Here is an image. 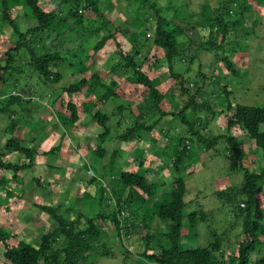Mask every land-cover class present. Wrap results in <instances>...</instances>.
<instances>
[{
  "label": "trees",
  "instance_id": "1",
  "mask_svg": "<svg viewBox=\"0 0 264 264\" xmlns=\"http://www.w3.org/2000/svg\"><path fill=\"white\" fill-rule=\"evenodd\" d=\"M40 1L1 0L0 4L1 22L10 26L21 38H24L28 32L22 31L17 20V13L20 9H22V16L33 20L35 24L29 30L31 40L13 42V46L4 51L5 62L0 60V87L12 85L15 89L17 88V91L10 92L7 96L0 95V118L6 117L7 119V124L3 129L13 136L8 140L6 149L18 155L23 154L28 158L27 162L20 160L7 162L0 158V264H96L97 259L94 257L97 253L100 257H110L116 254L113 246L115 241L123 247L125 253H123V260H125L133 255L126 246L124 247L122 233L138 234L139 230L144 231L140 239L145 243V250L138 257L141 264H226L223 257L229 249L227 246L232 241H235L234 251L228 252L233 255L230 263L227 264H264V215L262 216L260 212L261 195L264 194V129L262 128L264 106L235 103L232 100L229 83L223 84L222 89L216 86L207 90L204 89V84L200 85L196 81L194 93L188 85L182 88L187 94V100L180 104L178 111L165 109L162 102L166 94L159 91L149 75L142 70V65L149 59V54H145L140 62L138 56L141 55L142 58V49L138 48L133 55L130 51L124 50L123 39L120 35L127 39L129 37L128 28L114 24L116 18L108 15L109 7L106 6V1L105 3L104 0H58L52 1L54 6L52 9L43 8ZM231 1L234 3L237 0ZM160 2V0H139V5L134 11L135 16L132 18H134L133 21L139 20V14L142 13L146 19L156 20L153 45L165 51L169 76L178 77L180 73L174 71L173 65L181 56H185L188 48L184 41L190 36L187 30L192 29L195 22L192 18L190 27L183 26L179 21L173 22L170 17L164 15ZM221 14L222 12L220 16L202 19L198 24L200 27L207 26L210 31L208 34H202V36L206 35V38L200 42L198 48L214 52L215 55H218L216 53L224 47L227 34L232 26L231 21L224 18V15L230 16L228 11L222 14V17ZM236 14L244 16L241 11ZM240 18L233 20V24L240 22ZM213 26H217L216 32L211 31ZM45 32L48 33L44 38L41 34ZM54 33L55 36L52 37ZM50 35L51 39L48 38ZM94 38L98 40L94 42ZM43 39L51 45L47 52L39 51L38 48V44ZM69 39H72L75 44L74 48L69 51L74 55H77L81 43L93 41L90 49L96 54L105 47L108 41H115L116 53L121 61L109 62L108 72H118L128 76L137 74V80L145 86L146 92L138 103L137 115L131 114L129 110L130 116L120 115L115 118V122L111 121L119 128L125 127L123 133L116 137L117 133L114 132L113 135L114 128L109 124L111 117L102 109L106 101L118 96L116 91L118 83L112 76L109 77L110 83L107 84L100 72L96 71L87 79L82 78L68 87H63V93L69 95L68 101L62 102L66 107L65 113L54 107L58 100L57 97L63 94L61 91L58 94L53 91L48 92L50 97L47 96V92L42 93V97L46 98L49 104L37 102V106H41L42 111L48 109L52 110L53 114L59 115L65 125V131H62L60 140L49 150H38V148L24 144L31 139V137L26 138V135L31 134V131H42L43 125L48 120L39 119L34 122L27 118L25 112L30 105V100L25 98V93L28 91L23 87L18 88L17 85L23 84L24 79L27 78L29 83L31 80L38 82L41 79L46 88L53 87L52 84L62 78V74L56 68H59L60 61L67 59V55H64L58 45ZM89 47L90 45L87 49ZM23 48L30 52V58L27 57L28 52L21 54ZM225 50L232 53L237 52L234 46ZM92 57L93 55H86L84 58L82 56L79 58L89 63ZM223 59L230 74L236 77L249 76L248 70L245 75H240L243 70L236 68L231 58L225 56ZM72 65L75 63L72 62ZM183 80L185 84L186 78L184 77L181 83ZM41 90L38 91L41 92ZM79 92L90 93L82 107H79L78 101L71 98L74 93ZM201 95L211 99L215 95L214 105H211L209 98L206 99L207 106L199 102L198 98ZM202 106L205 108H201ZM119 109L122 111L123 105H120ZM203 109L212 116L209 120L217 115L225 114L226 132L209 138L204 132L208 122L204 121L198 113ZM82 114L89 117L92 122L91 126L100 127H97L94 136L97 141L96 147L90 152L101 159V165L98 167L84 162V166L91 170L92 185L95 186L94 194L86 192L83 196L91 201L97 200V207L108 206L107 201L109 200L113 208L108 213L99 211L86 215L85 222L80 226L79 217H68L64 205L37 203L38 208L49 215L54 228L42 234L38 242L25 238L20 239L14 233V225H10L12 222L9 221L13 200L22 195L13 183H23L24 171L36 164L35 159L38 154L55 155L62 151L64 140L68 138L67 133L71 132L72 126L78 123ZM189 114L193 115L191 119L188 117ZM167 115H171L172 120H175L164 129L159 124ZM237 127L244 131L245 139L251 140V146L256 147L255 151H250V155L246 152L240 135L231 133V130ZM23 131L26 132L24 137ZM147 134L150 136L147 137ZM157 135H161L160 138L164 135L165 142L155 144L159 137ZM145 137L155 147L153 148L154 155L158 153L160 157H167L170 160L163 161L172 165L170 172L173 177L168 188L166 186L162 188V184L152 180L147 169H144L142 158L145 151L137 144ZM132 138L134 139L132 143H136L133 146L134 149L144 151L134 153L138 159L141 158L136 165L139 169H136L135 165L134 168H129V160L124 158L120 163L118 161L119 149L109 148L115 140L129 142L133 140ZM220 140L225 141L222 152L231 157L229 164L232 171L240 170L243 178L240 185L235 183L224 189L216 190L214 195L225 202L236 219L242 222L238 221L242 225V236L239 230L234 240H224L225 233L223 235L214 233L213 239L207 245L188 247L183 245V229L196 228L199 221L205 220L206 212L195 208L187 211V207L193 205L195 200L187 201V182L184 172L192 173L190 168L199 161L201 162L202 153L215 148ZM106 156H109L107 162H105ZM251 161L258 162L261 168L254 170L256 166L251 167L249 165V163L253 164ZM119 168V173L116 174ZM142 168L144 170H141ZM44 179L41 175V177H36L35 181L38 185L47 187L50 184H45ZM159 191L163 195L162 198H160ZM123 209L133 215H141L142 223L136 227H130L127 222L124 225L123 221L126 219L121 217ZM108 222L113 225V232L106 230ZM155 225L162 226L158 233L151 229ZM158 248L159 250L155 252Z\"/></svg>",
  "mask_w": 264,
  "mask_h": 264
},
{
  "label": "rangeland",
  "instance_id": "2",
  "mask_svg": "<svg viewBox=\"0 0 264 264\" xmlns=\"http://www.w3.org/2000/svg\"><path fill=\"white\" fill-rule=\"evenodd\" d=\"M52 1L56 2L58 0H41L40 5L43 8L52 9L54 7ZM160 1L164 15L170 17L173 22L179 21L185 27H190V22L193 19L195 22L192 29L187 30L190 36L184 41L186 43V48H188L186 50L187 52H185V56H181L173 65L174 71L180 73L178 77L169 76L165 51H161L153 45L156 20L154 18L146 19L145 16L140 13V19L133 21L134 18H132V16H135L134 11L139 5V0H104L106 6L108 5L109 7V10L107 11L108 15L112 18H116L114 24L119 25L122 28H128L129 37L127 39L120 35L123 39L124 50L127 52L130 51L133 55L138 48L142 49V58L141 55L138 56L140 62L145 54H149V59L142 65V70L149 75L159 91L166 94L162 106H164L165 109L178 111L180 104L187 100V94L184 93L182 88L188 85L194 93L196 91V81H198L200 85L204 84V89L206 88L207 90L215 88L216 86L218 89H222L223 84L229 83V88L232 90V100L235 103L264 106V0H237L234 3H232L231 0ZM226 11H228L230 16L224 15ZM239 11L243 12L244 16L236 14ZM220 12H222L226 20L231 21L232 26L227 34L224 47L219 53H216L218 55H215L214 52L204 49L202 50L200 47L198 48L200 42L206 38V35L202 36V34L210 33L207 26L204 25L200 27L198 24L202 19L214 18L216 15L220 16ZM17 14V20L21 25L22 31L28 33L24 38H21V36L15 33L10 26L3 24L0 20V60L2 62H5L4 51L13 46V42L18 41L19 43L25 39H28V41L31 40L29 30L35 26L34 21L25 19L22 16V9H20ZM238 18H240V22L233 24V20H237ZM216 30L217 26H213L211 29L213 32H216ZM47 33L48 32H45L41 34V36L44 37ZM53 35L55 36V33L52 34V37H54ZM52 37L50 35L48 38L51 39ZM133 38H135V40H133ZM190 39L191 41H189ZM93 40L96 42L98 38H94ZM94 42L88 41L86 43H81V46L77 50V55H74L73 52H69L75 46L72 39L64 40L62 44L59 43L58 47L64 55H67V59L60 61L59 68H56L62 74V78L52 84L53 87L46 88L45 83L41 79L38 82L31 80V83H29L27 78L24 79L25 83L23 82V84L17 85L18 88L23 87L28 91V93H25V98L30 100V105H28L29 107L25 112L27 118L34 122L39 121V119L48 120L46 124L43 125L42 131H31V134L27 135L26 132L23 131V137L25 135L28 139L31 137V139L24 144L38 148V150H49L60 140L62 131H65V125L62 123L59 115L53 114V111L48 109L42 111L41 106H37V102L49 104L48 100L42 97V93L44 94L47 92L48 97H50L49 95L52 93L51 91L56 94L60 91L63 93V87H68L70 84L79 81L82 78L87 79L96 71L100 72L105 83H110V76H112L118 83L116 89L118 96L106 101L102 107L103 111L111 117L109 124L114 128V130L111 128V130H113V135L114 132L117 133L115 134L116 137L118 134H122L125 129V127L119 128L115 123H112L113 121H116L115 118L120 115L130 116L129 110H131V114L133 115L138 114V103L146 92L145 86L138 82L137 74H130L128 76L118 72H108L109 67L107 65H109V62L115 63L117 60L119 62L121 61L116 53L117 44L115 41H108L105 47L96 54L90 49ZM88 45H90L89 49H87ZM49 46L51 45L44 39L38 44L39 51L42 50V52H47ZM230 46L237 48V52L232 53L225 50ZM83 48L84 50H81ZM26 52H28L27 57L30 58V52L27 49L23 48L21 50V54ZM86 55H93L89 63L81 61L79 58L81 56L84 58ZM157 56H159L158 61H156ZM225 56L231 58L236 68L245 72L243 73L241 71L240 75H245L248 70L247 73L249 76L245 75V77H236L230 74V71L225 67V61L223 59ZM72 62L75 63V65H72ZM203 74H205V76H201ZM184 77L186 78L185 84L184 80L183 83H181V80ZM1 89L2 91L0 92V95H2V97L9 95L10 92L17 91V88L15 89L12 85H4ZM39 89H42L41 92L38 91ZM89 94V92L74 93L71 98L78 101L77 104L79 107H82L83 102H86ZM202 96L203 95H201L198 100L207 106L208 102L206 99L209 97ZM214 96L215 95H213L212 99L209 98L212 102L211 105H214L215 103ZM57 99L54 107L58 111L65 113L66 107L62 102H67L69 95L63 93L61 96L57 97ZM120 105H123L122 111L119 109ZM205 106H202L201 108H205ZM198 113L201 114L204 121L208 122V126L204 132L209 138H213L214 136L226 132L225 114L217 115L215 118L209 120L212 116L207 113V110L205 111L203 109ZM66 114L69 115V112L66 111ZM188 117L191 119L193 115L189 114ZM174 120H172L171 115H167L159 125L166 129L168 124ZM90 121L89 117L82 114L78 123L72 126L71 132L69 131L67 133L68 138L64 140V146L61 149L62 151L55 155L50 153L38 154L35 159L36 164L32 166V168L24 171L23 183H13V185L18 188V192H22V195L14 198L11 207L12 210L9 214V221L12 222L10 225H14V233L20 239L25 238L27 240H35L38 242L42 234L51 231L54 228L53 221L49 215L42 212V210L36 205L37 203L46 202L54 206L64 205V210L68 217H79L80 226L85 222L86 215L95 214L99 211L108 213L112 210V202L109 200H106L109 202L108 206L104 205L102 207H97V200L91 201L83 196L86 192L94 194L95 186L92 185L91 170L84 166V162H87L88 165L90 164L91 166L95 165L96 167L101 165L100 157H96V155H92L90 152L95 149L97 144L96 137L94 136L96 135V129L98 127L91 126L90 124L92 122ZM177 121L179 122L178 119ZM6 124V117H1L0 158L7 162L19 160L21 162H27L28 158L23 154L18 155L16 152L12 153L6 149L8 140L13 138V136L3 129ZM262 128L264 129V124L262 125ZM231 131L232 134L240 135L243 146L248 155H250V151H255L256 147L254 145L251 146V140L245 139L246 135L242 129L237 127L233 128ZM146 136L149 137L150 135L147 134ZM160 136L161 135H157L158 139L155 143L157 145L164 143L166 140L164 135L163 138H160ZM147 137L137 144L140 148H144L145 151L142 158L144 160V169H147L148 175L152 180L159 181L162 184V188L165 186L168 188L173 177L170 172L172 165L171 163L163 162L165 159L169 160L167 157H160L158 153L154 155L155 150L153 148L155 147ZM118 141L119 139L115 140V143L109 148H112L113 150L119 149L120 153L118 155V161L122 163L123 158L127 159L129 160L128 165L130 164L128 167L134 168V165L136 166L141 159H138L136 157L137 155L134 156L135 151L138 153L144 151L138 148L134 149L133 146L136 144L132 143L134 139L129 142ZM224 147L225 141L220 140L219 143L215 145V148L202 153L201 162L199 161L194 167L192 166L190 168L192 169L191 171H193L192 173L188 174V172H184L187 182V201L195 200L193 205L187 207V211H191L195 208L198 210L203 209L206 212L205 220L199 221L196 228L183 229V245L185 246H205L213 239L214 233L222 235L225 233L223 236L224 240H234L238 231L240 230V233L242 230V222L236 219L234 213L230 211L231 209L225 204V202L214 195L216 190L224 189L235 183H239L238 185H240L243 178V173L240 170L232 171L229 164L231 157L222 152ZM108 160L109 156H106L105 162ZM252 163L253 164L249 163V165L253 168L256 166L254 170H259V168H261V165L258 162ZM136 169H139V166H136ZM144 169L142 168L141 170ZM119 170L120 168L116 174L119 173ZM41 175L45 178L44 183L50 185L42 187L36 183L35 178L39 176L41 177ZM107 179L108 177L105 181H107ZM158 193H160V191ZM159 195H161L160 198H162L163 195L161 193ZM260 202V212L263 216L264 194L261 195ZM121 217L126 219V221H123V224L125 225L127 222L130 227H136L142 223L141 215H133L125 209H123ZM186 220L187 218L185 221ZM160 227L162 226L155 225L151 229L158 233ZM106 230L113 232V225L108 222L106 224ZM122 234L124 247L126 246L128 250L131 251L133 257L123 260V255L125 254L122 249L123 247L115 241L113 246L116 254L110 257H100V254L97 253L94 257L97 259L96 264H141L138 257L145 250V243L140 239L144 234V231L139 230L138 234ZM234 244L235 241H232V243H229L227 246L229 249L223 257L224 263L226 264L230 263L232 259L233 254L230 255V253L234 251ZM158 250L159 248L156 249L155 252Z\"/></svg>",
  "mask_w": 264,
  "mask_h": 264
}]
</instances>
